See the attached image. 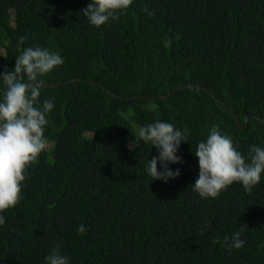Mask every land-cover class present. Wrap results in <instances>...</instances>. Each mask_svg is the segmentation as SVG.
<instances>
[{"label":"trees","instance_id":"16d2710c","mask_svg":"<svg viewBox=\"0 0 264 264\" xmlns=\"http://www.w3.org/2000/svg\"><path fill=\"white\" fill-rule=\"evenodd\" d=\"M89 3L0 0V72L14 68L21 35L64 59L41 89L55 105L48 143L4 213L0 264H45L55 244L70 264H264V174L251 191L192 189L213 124L245 156L264 146V0H133L101 27L83 15ZM231 110L252 116L246 129ZM156 120L189 133L167 183L146 172L157 149L135 147L137 127ZM235 231L239 249L225 243Z\"/></svg>","mask_w":264,"mask_h":264},{"label":"clouds","instance_id":"9594fccd","mask_svg":"<svg viewBox=\"0 0 264 264\" xmlns=\"http://www.w3.org/2000/svg\"><path fill=\"white\" fill-rule=\"evenodd\" d=\"M133 0H90L82 9L88 22L95 26H107L110 21L124 15ZM149 16L154 10L145 9ZM26 36H19L18 55L11 71L0 72V226L5 225L4 213L15 207L22 199V185L28 167L35 162L47 147L45 136L49 124L48 115L54 109V101L40 99L45 78L64 63L60 52L39 44L25 46ZM188 129L181 130L165 120H156L138 126L137 141L150 144L158 156L148 159L146 172L154 180L167 183L180 175L169 165L182 162L178 151L182 142H188ZM194 155L198 161V176L192 189L202 199L216 198L233 183L241 184L251 191L264 174V146L252 144L248 155H243L235 146L231 135L213 124L206 138L197 142ZM159 164V170H158ZM79 232L85 231L83 224ZM226 246L239 249L245 241L241 232L235 231L225 237ZM45 264H70L68 255L59 244L53 245L44 256Z\"/></svg>","mask_w":264,"mask_h":264},{"label":"water","instance_id":"95a60500","mask_svg":"<svg viewBox=\"0 0 264 264\" xmlns=\"http://www.w3.org/2000/svg\"><path fill=\"white\" fill-rule=\"evenodd\" d=\"M182 88H185V87H182ZM186 88H199V89H203L201 86H198V85H190V86H186ZM170 94H171V93H170ZM170 94H168V95H170ZM168 95H164V96L158 97L157 99H165ZM223 105H225V104H223ZM231 112H232V114L235 116V120H236L237 126H238L240 129H242V130L246 129V128H247V121H248V119L251 118L252 116H250V115L245 116V117H244V122L242 123V122L238 119V117L236 116L235 112H234L233 110H231Z\"/></svg>","mask_w":264,"mask_h":264},{"label":"rangeland","instance_id":"374dc122","mask_svg":"<svg viewBox=\"0 0 264 264\" xmlns=\"http://www.w3.org/2000/svg\"><path fill=\"white\" fill-rule=\"evenodd\" d=\"M130 143H131V141H130Z\"/></svg>","mask_w":264,"mask_h":264}]
</instances>
